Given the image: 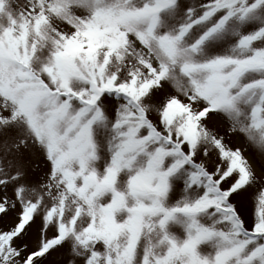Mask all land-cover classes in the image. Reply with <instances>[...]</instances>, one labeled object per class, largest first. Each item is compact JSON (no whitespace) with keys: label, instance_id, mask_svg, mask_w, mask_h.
<instances>
[{"label":"snow or ice","instance_id":"6c2138e0","mask_svg":"<svg viewBox=\"0 0 264 264\" xmlns=\"http://www.w3.org/2000/svg\"><path fill=\"white\" fill-rule=\"evenodd\" d=\"M0 264H264V0H0Z\"/></svg>","mask_w":264,"mask_h":264}]
</instances>
